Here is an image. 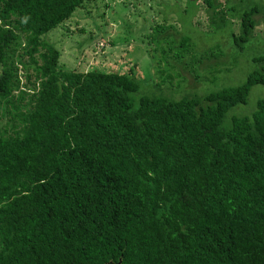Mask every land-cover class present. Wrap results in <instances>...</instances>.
Listing matches in <instances>:
<instances>
[{
	"label": "trees",
	"instance_id": "1",
	"mask_svg": "<svg viewBox=\"0 0 264 264\" xmlns=\"http://www.w3.org/2000/svg\"><path fill=\"white\" fill-rule=\"evenodd\" d=\"M86 1L0 0V264H264V97L226 120L264 55L240 85L136 99L131 71L65 68L42 38ZM202 2L239 50L264 13ZM177 39L191 69L218 49Z\"/></svg>",
	"mask_w": 264,
	"mask_h": 264
},
{
	"label": "rangeland",
	"instance_id": "2",
	"mask_svg": "<svg viewBox=\"0 0 264 264\" xmlns=\"http://www.w3.org/2000/svg\"><path fill=\"white\" fill-rule=\"evenodd\" d=\"M83 5L42 38L60 51L65 68L131 71L139 82L136 99L140 95L179 99L240 85L258 67L254 58L264 55L263 12L255 16L254 34L239 50L232 40L236 19L214 30L202 0H88ZM183 32L195 41L198 53L213 46L219 50L204 59L199 55L194 68H188L189 57L179 63L173 54ZM263 97L264 86L253 85L247 102L231 108L226 120L231 114H251Z\"/></svg>",
	"mask_w": 264,
	"mask_h": 264
}]
</instances>
